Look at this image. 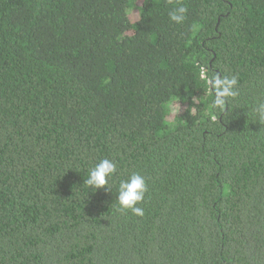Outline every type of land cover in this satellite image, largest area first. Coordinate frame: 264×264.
I'll list each match as a JSON object with an SVG mask.
<instances>
[{
  "label": "trees",
  "instance_id": "obj_1",
  "mask_svg": "<svg viewBox=\"0 0 264 264\" xmlns=\"http://www.w3.org/2000/svg\"><path fill=\"white\" fill-rule=\"evenodd\" d=\"M261 102L264 0H0V264H264Z\"/></svg>",
  "mask_w": 264,
  "mask_h": 264
},
{
  "label": "clouds",
  "instance_id": "obj_2",
  "mask_svg": "<svg viewBox=\"0 0 264 264\" xmlns=\"http://www.w3.org/2000/svg\"><path fill=\"white\" fill-rule=\"evenodd\" d=\"M187 9L183 6L174 8L169 12L171 21L181 23L185 19ZM215 92L213 106L220 110V113L228 112V104L231 98H235L238 93L235 90L237 85L236 77H213L211 81ZM255 112L258 120L264 121V102L259 103ZM117 168L114 161L108 158H101L89 170L84 185L89 192H96L98 189L104 188L110 190V181L116 174ZM148 190L145 179L139 173H131L127 178L121 179L117 188V203L121 210H131L136 215H143V209L137 204L144 199Z\"/></svg>",
  "mask_w": 264,
  "mask_h": 264
}]
</instances>
